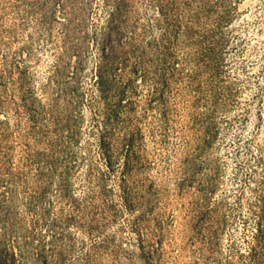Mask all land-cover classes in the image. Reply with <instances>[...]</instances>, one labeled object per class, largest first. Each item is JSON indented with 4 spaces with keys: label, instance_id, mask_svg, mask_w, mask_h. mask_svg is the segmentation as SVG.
<instances>
[{
    "label": "rangeland",
    "instance_id": "374dc122",
    "mask_svg": "<svg viewBox=\"0 0 264 264\" xmlns=\"http://www.w3.org/2000/svg\"><path fill=\"white\" fill-rule=\"evenodd\" d=\"M0 264H264V0H0Z\"/></svg>",
    "mask_w": 264,
    "mask_h": 264
}]
</instances>
